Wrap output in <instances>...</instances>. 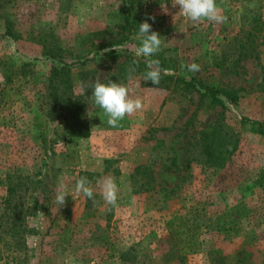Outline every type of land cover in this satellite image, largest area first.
I'll list each match as a JSON object with an SVG mask.
<instances>
[{
    "label": "rangeland",
    "instance_id": "rangeland-1",
    "mask_svg": "<svg viewBox=\"0 0 264 264\" xmlns=\"http://www.w3.org/2000/svg\"><path fill=\"white\" fill-rule=\"evenodd\" d=\"M142 1L143 22L163 41L149 58L135 55L138 32L120 28L122 0H0V264H264V137L240 121L264 125V0H216L227 17L219 24L188 20L171 0ZM255 15L263 25L250 44ZM240 42L250 44L241 55ZM146 59L235 100H200L162 75L153 85ZM193 63L199 71H188ZM63 64L68 88L52 92L50 70ZM96 80L127 85L143 109L110 126L94 103ZM63 93L81 100L86 137L65 133ZM219 114L217 136L228 129L237 141L220 165H208L192 144ZM81 177L92 198L75 192ZM17 178L16 249L1 202ZM106 178L117 186L115 205L103 198ZM61 183L71 193L62 206Z\"/></svg>",
    "mask_w": 264,
    "mask_h": 264
},
{
    "label": "trees",
    "instance_id": "trees-1",
    "mask_svg": "<svg viewBox=\"0 0 264 264\" xmlns=\"http://www.w3.org/2000/svg\"><path fill=\"white\" fill-rule=\"evenodd\" d=\"M143 6L144 2L142 0H122V6L120 9V28L127 30L128 32H138L139 24L143 23L144 19L142 17V12L140 11ZM262 25L263 23L261 22V19L255 15L248 26L249 30L245 34V37L247 38L246 42H249L250 44L253 43L254 39L259 36ZM6 33L12 36L9 27L6 28ZM250 44L245 46L244 42H240L239 55H241L243 51H246L248 47L250 48ZM162 76L164 80L172 85L174 90H180L181 92H194L198 95L200 100L204 98L210 100L211 102H221V98L230 101L235 100V95L216 89L213 86H209L194 77L185 80L184 78L173 74H162ZM68 78V65L63 64L60 68L53 67L50 70L48 87L52 92H54L59 88L62 89L61 86L63 85L64 90L65 84H67L68 88ZM57 99V101L62 103L65 111V133L71 137H86L88 135V128L86 126L85 119L83 118L84 108L81 100L79 98L65 96L64 93L63 98ZM240 121L248 122L252 127H254L256 133L264 137V125L250 121L246 118H240ZM223 122V114H219L214 128L209 132L200 133L199 138L192 144V149L194 152L195 149H197L201 162L208 165H220L221 162H223L226 157L231 155L234 151L237 141L234 133L227 129L223 136H217V132H220L223 126H225ZM140 168L141 166H136L134 168V174H137ZM17 179L18 180H16L14 184H12L11 180H8L6 184V195L1 202L3 207L1 217L6 220V224H4V233L7 234L16 249L19 248L23 241V230L21 229L23 226H21V222L24 219L23 215L20 216V214L16 212V209L18 208L16 207V202L19 200V194L16 192L20 191L22 187L19 178ZM258 180L260 184H264V169L260 173ZM181 239L183 242V248L190 245L193 250H190L189 252L195 251L194 243L188 242L185 238Z\"/></svg>",
    "mask_w": 264,
    "mask_h": 264
},
{
    "label": "clouds",
    "instance_id": "clouds-1",
    "mask_svg": "<svg viewBox=\"0 0 264 264\" xmlns=\"http://www.w3.org/2000/svg\"><path fill=\"white\" fill-rule=\"evenodd\" d=\"M172 6H179V14L194 23L210 21L214 23H223L227 17L222 15L221 9L217 6L216 0H171ZM162 10L167 13L168 9L165 4L161 5ZM149 19L155 21L154 16ZM152 25L145 20L139 24L137 39L139 45L135 48V55L138 57L149 58L161 50L163 43L161 36L151 31ZM147 72L145 73L146 81H151L153 85H159L161 75L167 74L168 70L161 69L158 59H146ZM188 71H199V66L195 63L186 66ZM134 71V69H132ZM132 90L125 84L109 81L103 83L100 80L94 82L92 96L95 105L101 108L107 115V123L112 127H117L119 122L126 116H131L144 107L140 98H133ZM77 194L83 193L86 197H93L91 182L87 177H81L75 185ZM118 189L113 179L106 178L102 184L103 198L108 204L115 205L117 201ZM71 194L67 186L59 184L56 189L55 200L59 205H64L66 197Z\"/></svg>",
    "mask_w": 264,
    "mask_h": 264
}]
</instances>
